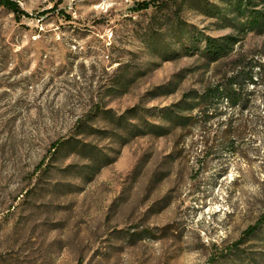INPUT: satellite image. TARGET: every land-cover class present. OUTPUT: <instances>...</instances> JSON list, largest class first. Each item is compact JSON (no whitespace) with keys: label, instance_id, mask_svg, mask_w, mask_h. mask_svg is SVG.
Returning <instances> with one entry per match:
<instances>
[{"label":"rangeland","instance_id":"rangeland-1","mask_svg":"<svg viewBox=\"0 0 264 264\" xmlns=\"http://www.w3.org/2000/svg\"><path fill=\"white\" fill-rule=\"evenodd\" d=\"M14 1L26 14L0 6V264H264V81L245 109H188L263 61L264 33L227 0ZM229 34L208 64L204 37ZM167 107L193 123L167 131Z\"/></svg>","mask_w":264,"mask_h":264},{"label":"trees","instance_id":"trees-1","mask_svg":"<svg viewBox=\"0 0 264 264\" xmlns=\"http://www.w3.org/2000/svg\"><path fill=\"white\" fill-rule=\"evenodd\" d=\"M170 0H144L138 2L135 6L138 10L147 9L150 6L162 7L167 5ZM227 11L234 15L237 25H241L243 29H254L258 34L264 33V9L257 8V2L254 0H227ZM0 6L8 9L14 14L20 16L26 14L22 10L17 1L0 0ZM238 38L235 35H223L218 37H204V45L200 49V55L209 63L217 62L228 57L234 50ZM260 81H264V58L263 61L258 60L252 65L239 64L237 70L231 74L223 84H216L206 87L202 92L196 93L193 97L192 105L188 109L202 107L207 110L208 105L221 99L229 101L230 107L241 106V110L247 107L248 103V85L255 86ZM177 106L181 107L180 104ZM189 106V103L183 107ZM184 109V108H182ZM164 116L168 119L171 128L186 127L191 125L193 117L179 113V109L167 107L164 110ZM233 147L232 143L230 144ZM262 221L249 226L244 235L247 237L255 235L261 228ZM241 241L234 244V249H239ZM232 251V250H230ZM214 260V259H213Z\"/></svg>","mask_w":264,"mask_h":264}]
</instances>
